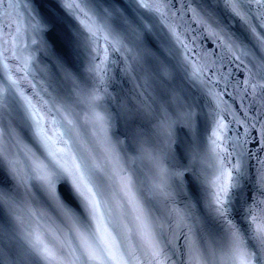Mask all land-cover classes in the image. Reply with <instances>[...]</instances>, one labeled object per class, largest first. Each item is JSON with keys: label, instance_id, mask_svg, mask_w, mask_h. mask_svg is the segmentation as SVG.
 <instances>
[{"label": "snow or ice", "instance_id": "1", "mask_svg": "<svg viewBox=\"0 0 264 264\" xmlns=\"http://www.w3.org/2000/svg\"><path fill=\"white\" fill-rule=\"evenodd\" d=\"M0 8V264H264V0Z\"/></svg>", "mask_w": 264, "mask_h": 264}, {"label": "water", "instance_id": "2", "mask_svg": "<svg viewBox=\"0 0 264 264\" xmlns=\"http://www.w3.org/2000/svg\"><path fill=\"white\" fill-rule=\"evenodd\" d=\"M253 150L255 151V147H253ZM259 155L261 157H264V152L259 153ZM258 167L259 166L257 165L256 160L253 159L252 162H251V174H252L253 178H255V176H256V170H257Z\"/></svg>", "mask_w": 264, "mask_h": 264}]
</instances>
